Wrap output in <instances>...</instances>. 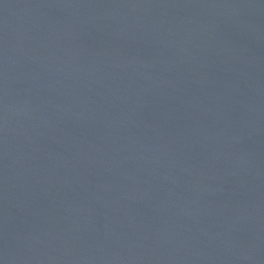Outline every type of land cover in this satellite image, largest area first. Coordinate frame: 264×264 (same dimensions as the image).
Segmentation results:
<instances>
[{
    "label": "water",
    "instance_id": "obj_1",
    "mask_svg": "<svg viewBox=\"0 0 264 264\" xmlns=\"http://www.w3.org/2000/svg\"><path fill=\"white\" fill-rule=\"evenodd\" d=\"M0 264H264V0H0Z\"/></svg>",
    "mask_w": 264,
    "mask_h": 264
}]
</instances>
